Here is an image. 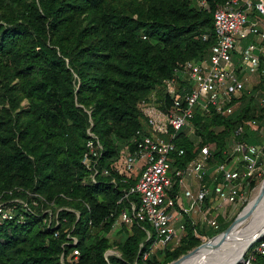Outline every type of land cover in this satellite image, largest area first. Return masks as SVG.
Listing matches in <instances>:
<instances>
[{
    "label": "trees",
    "instance_id": "obj_1",
    "mask_svg": "<svg viewBox=\"0 0 264 264\" xmlns=\"http://www.w3.org/2000/svg\"><path fill=\"white\" fill-rule=\"evenodd\" d=\"M223 1L0 0V199L21 197L28 207L16 202L12 217L0 220V264H165L198 244L186 214L177 243L145 259L155 237L146 221L119 223L116 237L107 232L128 200L138 201L135 193L123 195L137 175L115 166L133 148L134 131L148 133L141 100L156 91L170 105L162 80L187 60L208 56L212 12ZM232 56L239 72L238 54ZM256 76L257 86L231 99V112L196 104L187 124L170 129L183 148L170 153V169L182 168L202 144L210 153L208 173L233 157L234 140L264 150V76ZM177 82L184 83L179 75ZM87 131L100 145L94 180L81 159ZM177 189L174 177L169 194ZM224 227L217 222L205 233ZM109 248L118 255L106 254ZM252 253L249 264H264V253Z\"/></svg>",
    "mask_w": 264,
    "mask_h": 264
},
{
    "label": "built area",
    "instance_id": "obj_2",
    "mask_svg": "<svg viewBox=\"0 0 264 264\" xmlns=\"http://www.w3.org/2000/svg\"><path fill=\"white\" fill-rule=\"evenodd\" d=\"M212 26L215 38L208 56L201 60H187L181 68H175L171 76L162 80L163 94L168 96L170 105L165 104L164 97L157 98L154 91L141 100L140 112L148 133L136 129L131 138L133 148L124 149L115 166L117 171L127 175H135L134 171L139 168L135 182L123 194L135 193L137 204L128 200L129 207L119 210L112 226L143 220L152 227L155 237L149 244V250L142 252V259L153 248L177 242L183 229V214L189 216L190 211L198 212L209 225L215 227L216 220L207 218L210 205H204V200L213 194L221 201L233 202L239 195L241 180L259 160H264V151L259 144L234 140L230 149L239 167L219 162L212 169L213 175L208 173L210 153L207 145L202 144L195 157L182 168L170 169V153H183V148L171 141L173 132L189 122L196 104L206 110L210 106L216 112L229 113L232 110L231 99L244 87L243 74L261 73L264 76V0H224L212 12ZM247 36L252 39L242 45L241 40ZM233 52L238 54L242 66L239 72L235 69ZM178 75L184 83L177 82ZM246 123L256 128L253 120ZM240 127H236V133ZM170 129L173 132L170 133ZM89 134L91 137L85 142L81 159L91 165L89 177L94 180L97 172L94 164L100 145ZM100 170L103 174L107 173L105 168ZM216 174L221 181L212 184L217 179ZM174 177L178 189L172 196L169 190ZM3 203L0 202V220L12 217L14 211V204L6 208ZM21 205L24 210L28 209L26 202H21ZM45 210L50 217L51 211L48 208ZM20 218L21 214H18L17 219ZM69 240L74 243L75 237L70 236ZM254 251L264 253V238L256 243ZM105 253L118 255L117 250L111 248ZM72 254H77L76 248L72 249ZM250 258L251 253L241 264H249Z\"/></svg>",
    "mask_w": 264,
    "mask_h": 264
},
{
    "label": "rangeland",
    "instance_id": "obj_3",
    "mask_svg": "<svg viewBox=\"0 0 264 264\" xmlns=\"http://www.w3.org/2000/svg\"><path fill=\"white\" fill-rule=\"evenodd\" d=\"M196 3L204 5L203 0H196ZM243 76L245 78L244 79V88H251L252 86H257L259 79L256 76V74L244 73ZM258 91L261 92L260 89H258ZM157 92L161 96V94H162L161 87H158ZM260 92H258V95H257L258 98L261 96ZM154 94L157 95L156 91ZM20 103L25 104V100L22 99ZM87 132L89 133L90 131H87ZM262 149L263 148H261V150ZM229 150H230V147H229ZM262 151H264V150H262ZM230 152H231V150H230ZM225 164L227 166H231V167H232V165H235V167H239V163L237 161H234V157L227 160L225 162ZM216 175H217L216 182H220L221 179L219 178V175L218 174H216ZM263 177H264V160L262 159V160H259L257 162L256 166L253 168V170H251L241 180V182L239 183V195L233 202L221 201L218 198H216L213 194L211 195V197H208L206 199V202H205L206 205L211 206L209 211L206 213L207 218H214L216 220V222H218L219 225L223 224V225H225V227L231 224L230 225V227H231L234 224V222L237 220V218H240L241 214L243 213L244 209L246 208L247 204L250 201L251 193H252L254 187L259 183V181ZM184 180L187 181V178H185ZM216 182H214V183H216ZM211 183L214 184L213 181ZM20 198L11 197V198L5 199V200L0 199V202H2V203L4 202L3 203V204H5L4 207L10 208L12 206L11 204H14L16 202H22V200H20ZM256 212H257V208L254 207L252 209V211L250 212L249 217L246 219L247 221H245L237 229V231H236L237 234L235 233L232 238H230V239L224 238L222 234L218 235V236L214 237L211 241H209L205 246H203V248L192 252L186 258V260L183 261L182 263H184V264H195V263L200 262L204 257H211L214 254H217L222 249L228 248V245L231 242H233L234 245H237L238 242H240L243 239V237L248 233V231L251 229V227L255 224ZM189 215L191 216L192 222H194V224L196 225L195 229H194V235L198 238V241H199L198 244L207 240L210 236H207V234L205 232L207 229L210 228V225L200 216L199 213L197 214L194 211H190ZM237 216H239V217H237ZM117 225L118 224L116 223L113 226L112 230L107 232V236L109 238L116 237L117 232L114 231L115 230L114 228L117 227ZM218 232H216V233H218ZM220 236H222V237H220ZM258 239L253 240L246 248L241 249L240 251H242V255L239 253L237 255H236V253L233 254L234 256H236L235 258L237 259L236 264H241L248 257V255L250 253L252 254V258H253L252 251L254 250V247L256 245V241ZM176 243H171V245L172 244L174 245ZM193 247H191V248H193ZM111 249H114V248H111ZM154 249L155 248H153V250ZM223 252H224V250H223ZM244 255H245V257H244ZM252 258H250V259H252Z\"/></svg>",
    "mask_w": 264,
    "mask_h": 264
},
{
    "label": "bare ground",
    "instance_id": "obj_4",
    "mask_svg": "<svg viewBox=\"0 0 264 264\" xmlns=\"http://www.w3.org/2000/svg\"><path fill=\"white\" fill-rule=\"evenodd\" d=\"M254 207L257 208V212L255 215V224L251 227V229L243 237V239L240 242H238L237 245H234V243L231 242L228 245V248L222 249L217 254H214L211 257H204L200 262L195 263V264H232L234 261H236V258H235L236 256H234L233 254L236 253V255H237L240 252V250L244 246H246L248 244V242L255 235H257V233H259V231L264 226V177L261 179L259 184L254 187V189L251 193L250 201L247 204L246 208L244 209L243 213L241 214L240 218H237V220L234 222V224L225 233L222 234L223 237L229 238V239L232 238L234 236V234L236 233L237 229L245 221H247L246 219L249 217V214ZM219 235H221V234H219ZM216 236H218V235H216ZM220 237H222V236H220ZM201 248H203V246L196 248L194 251H197ZM223 250L225 253L223 252ZM186 258L177 262L176 264H184L182 262L185 261Z\"/></svg>",
    "mask_w": 264,
    "mask_h": 264
},
{
    "label": "water",
    "instance_id": "obj_5",
    "mask_svg": "<svg viewBox=\"0 0 264 264\" xmlns=\"http://www.w3.org/2000/svg\"><path fill=\"white\" fill-rule=\"evenodd\" d=\"M247 212H248V211H247ZM247 212H246V213H247ZM239 215H240V214H239ZM237 217H238V216H237ZM230 225H231V224H230ZM230 225L226 226L225 228H223V229H222L221 231H219L218 233H216V234L210 236L207 240H205V241H203V242L197 244V245L194 246L193 248L187 250L185 253H183V254L179 255L178 257H176V258H174V259L168 261V262L165 263V264H176L177 262H179V261L185 259V258L188 257V256H189V255H190V254H191L196 248L201 247V246H205V245H206L210 240H212V238H214L216 235H219V234H223V233H225V232L229 229ZM263 233H264V226H263L262 229L259 231V233H257V235H255V236H254V237L248 242V244H247L246 246H244L243 248H246V247H247V246H248L253 240H256V239L260 238L261 235H262ZM243 248H242V249H243ZM239 254L242 255V251H240ZM236 261H237V259H236ZM236 261H234L232 264H235Z\"/></svg>",
    "mask_w": 264,
    "mask_h": 264
},
{
    "label": "crops",
    "instance_id": "obj_6",
    "mask_svg": "<svg viewBox=\"0 0 264 264\" xmlns=\"http://www.w3.org/2000/svg\"><path fill=\"white\" fill-rule=\"evenodd\" d=\"M138 172H139V168H137L135 171H134V173H135V175H137L138 174ZM209 173L210 174H212V170L211 171H209ZM213 175V174H212ZM193 188L195 187V186H192ZM182 203H184V200H182ZM211 207V206H210ZM195 213H197L198 214V212H195ZM190 216V215H189ZM191 217V216H190ZM153 251V250H152Z\"/></svg>",
    "mask_w": 264,
    "mask_h": 264
}]
</instances>
